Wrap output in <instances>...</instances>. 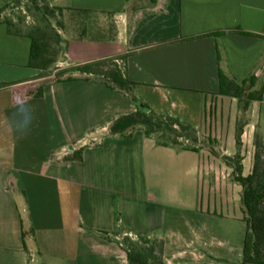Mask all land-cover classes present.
<instances>
[{
	"label": "crops",
	"instance_id": "obj_1",
	"mask_svg": "<svg viewBox=\"0 0 264 264\" xmlns=\"http://www.w3.org/2000/svg\"><path fill=\"white\" fill-rule=\"evenodd\" d=\"M46 1L116 25L114 40L59 31L54 72L113 59L133 85L45 75L29 34L0 13V264H128L125 237L161 244L168 264H229L203 246L246 228L235 177L253 173L264 145V99L247 107L220 77L264 87V0ZM138 110L190 123L195 148L112 132Z\"/></svg>",
	"mask_w": 264,
	"mask_h": 264
},
{
	"label": "trees",
	"instance_id": "obj_2",
	"mask_svg": "<svg viewBox=\"0 0 264 264\" xmlns=\"http://www.w3.org/2000/svg\"><path fill=\"white\" fill-rule=\"evenodd\" d=\"M151 1L156 2L157 0ZM70 12L77 17L84 16L86 20L92 16L101 14L83 9L70 10ZM90 20L91 19L87 20V22L84 21L83 23L80 22V28L79 26L76 28L82 38L89 36L96 40L115 39L116 25L108 30L105 28L103 29L104 32H102L98 23H90ZM232 30L244 32L241 29ZM29 36L32 39L30 65H39L43 68L50 67L56 59L55 57H49L51 45L46 34L41 32V35L37 33L29 34ZM57 42H60V39H58ZM113 66L112 69L105 70V60H101L73 67L66 72H81L99 75L113 88H120L122 90L130 89L133 84L124 76L122 68L117 63H114ZM61 76L62 73L57 79H61ZM73 78L72 76L67 77V79ZM250 80L249 87H246L248 80L247 83L246 81L238 83L221 72L220 92L221 94L239 98L241 103L246 99L248 107L252 100L264 99V87L257 91H251L254 83L252 79H249V81ZM137 127H141L147 135L156 136L160 144L195 148L190 144L180 141L181 137H185L187 142L192 141L193 145L196 143L197 133L193 125L185 123L179 118L166 114H158L152 110L149 112L138 110L132 114L120 117L115 121L111 130L115 133L123 132L130 128L135 129ZM256 145L257 150L253 173L248 177H243L241 174V167L237 166L238 175L235 177V180L242 184L244 188L243 207L245 213L244 220L246 222V236L243 248V264H264V145L260 141H257ZM74 157L80 158L81 152L79 151L76 153ZM148 242L147 239L134 241L130 237L124 238L123 247L127 253L128 264H149L148 262L151 258L154 260L153 264H168L165 263L162 258L161 244L154 243V246L151 248L140 246L144 243L148 245ZM156 245L159 247V253L156 252Z\"/></svg>",
	"mask_w": 264,
	"mask_h": 264
},
{
	"label": "rangeland",
	"instance_id": "obj_3",
	"mask_svg": "<svg viewBox=\"0 0 264 264\" xmlns=\"http://www.w3.org/2000/svg\"><path fill=\"white\" fill-rule=\"evenodd\" d=\"M3 18L6 22L11 23L13 28L20 30L27 34H46L48 41H50L51 49L49 57H55V59L60 54V42H57L60 38L59 31L66 33L76 29L79 26L80 22H87L90 20V23H104L107 26V30L115 25V19L113 16L106 15H96L92 16L89 19H84V16H74L72 12L63 11L60 9L52 8L47 4L46 0H16L12 4H9L3 9ZM0 12V13H1ZM80 28V26H79ZM63 34V33H62ZM57 60V59H56ZM55 60V62H56ZM53 62L50 66V70L45 72V75L53 73V79H56L58 76H71L72 73H63L64 71L54 72L57 68ZM112 59L105 60V70L112 69L114 66ZM76 75L83 76V74L77 73ZM180 141H183L187 144L193 145L192 141L187 142L185 137H181ZM20 214L23 219L27 218L25 212L20 208ZM246 236V228L241 230H234V233L220 232L216 235H212L207 238L206 245L203 246L207 252L211 253L214 257L218 258L223 263L229 264H243V248ZM141 247H153L154 244H141ZM159 247L156 245V252H158ZM201 262V260L199 261ZM153 264L154 260L151 258L148 262ZM197 264V263H192Z\"/></svg>",
	"mask_w": 264,
	"mask_h": 264
},
{
	"label": "built area",
	"instance_id": "obj_4",
	"mask_svg": "<svg viewBox=\"0 0 264 264\" xmlns=\"http://www.w3.org/2000/svg\"><path fill=\"white\" fill-rule=\"evenodd\" d=\"M32 261H34V259H32Z\"/></svg>",
	"mask_w": 264,
	"mask_h": 264
}]
</instances>
